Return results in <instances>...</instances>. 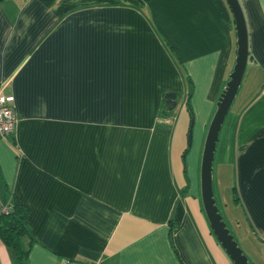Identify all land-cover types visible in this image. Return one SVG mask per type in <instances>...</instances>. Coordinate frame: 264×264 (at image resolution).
<instances>
[{
    "label": "crops",
    "instance_id": "0c3cea01",
    "mask_svg": "<svg viewBox=\"0 0 264 264\" xmlns=\"http://www.w3.org/2000/svg\"><path fill=\"white\" fill-rule=\"evenodd\" d=\"M239 1L247 88L216 155L264 261V0ZM237 48L226 0H5L0 93L19 122L0 135V201L29 211L31 236L24 263L0 239V264H234L206 219L200 166Z\"/></svg>",
    "mask_w": 264,
    "mask_h": 264
},
{
    "label": "water",
    "instance_id": "95a60500",
    "mask_svg": "<svg viewBox=\"0 0 264 264\" xmlns=\"http://www.w3.org/2000/svg\"><path fill=\"white\" fill-rule=\"evenodd\" d=\"M4 1L0 0V5ZM226 1L230 7L235 23L238 46L237 60L234 71L230 75V80L220 96L217 104V112L207 134L201 163V195L204 211L210 227L226 254L234 264H252L223 221L216 205L213 189V164L219 135L242 85L250 54L248 27L242 5L239 0ZM176 98V93H170L166 96L167 106L170 109L175 107ZM189 139L191 147L192 130Z\"/></svg>",
    "mask_w": 264,
    "mask_h": 264
},
{
    "label": "trees",
    "instance_id": "16d2710c",
    "mask_svg": "<svg viewBox=\"0 0 264 264\" xmlns=\"http://www.w3.org/2000/svg\"><path fill=\"white\" fill-rule=\"evenodd\" d=\"M164 44L180 65L181 62L175 55L172 46L165 40ZM186 81L189 87L186 106L192 120H194V112L191 105L194 85L188 74H186ZM164 108L166 110L168 109L166 106H164ZM187 152L188 150L185 152V155ZM9 205L11 206L9 214L0 216V239L6 245V247H8L15 254L16 258L20 262L24 263L28 259L29 249L24 248L22 239L24 237L31 236L27 223L29 211L18 202Z\"/></svg>",
    "mask_w": 264,
    "mask_h": 264
},
{
    "label": "rangeland",
    "instance_id": "374dc122",
    "mask_svg": "<svg viewBox=\"0 0 264 264\" xmlns=\"http://www.w3.org/2000/svg\"><path fill=\"white\" fill-rule=\"evenodd\" d=\"M241 88H242L241 92H243L247 87H245L242 84ZM207 134L205 137V141L203 142L202 157H203ZM202 157H201V163H202ZM218 161H219V154L215 156V160L213 164V189H214V197L216 200V205L219 209V213L221 214L227 228L230 230L231 234L238 242L239 247L244 251V254L248 257L249 261L252 264H264L263 258L256 253L254 246L253 245L250 246V244L247 243L248 241H244L242 239V235L240 233L241 231L240 228H238V224H237V220L239 219L240 214H238V211L234 207L230 185L227 186L228 182L225 183L223 182V186H222L221 183L219 182ZM200 177H201V166H200ZM206 219L208 220L207 216Z\"/></svg>",
    "mask_w": 264,
    "mask_h": 264
},
{
    "label": "built area",
    "instance_id": "2783aa9c",
    "mask_svg": "<svg viewBox=\"0 0 264 264\" xmlns=\"http://www.w3.org/2000/svg\"><path fill=\"white\" fill-rule=\"evenodd\" d=\"M19 122L15 108L14 96L0 93V135L8 138L13 135ZM11 206L8 203L0 201V216L9 214ZM62 264H87L64 260Z\"/></svg>",
    "mask_w": 264,
    "mask_h": 264
}]
</instances>
